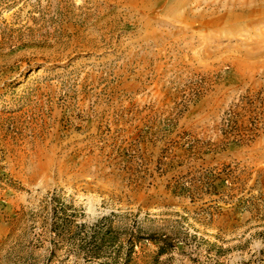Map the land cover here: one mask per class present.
Listing matches in <instances>:
<instances>
[{"label": "rangeland", "instance_id": "rangeland-1", "mask_svg": "<svg viewBox=\"0 0 264 264\" xmlns=\"http://www.w3.org/2000/svg\"><path fill=\"white\" fill-rule=\"evenodd\" d=\"M0 264H264V0H0Z\"/></svg>", "mask_w": 264, "mask_h": 264}, {"label": "trees", "instance_id": "trees-1", "mask_svg": "<svg viewBox=\"0 0 264 264\" xmlns=\"http://www.w3.org/2000/svg\"><path fill=\"white\" fill-rule=\"evenodd\" d=\"M152 239V238H151ZM159 239V238H158ZM158 239H156L155 238V240L154 241H157ZM160 240V239H159ZM164 241H165V239H164ZM160 244V243H159ZM159 247H161L160 245H159ZM160 253H163L164 251L163 250H161V251H159Z\"/></svg>", "mask_w": 264, "mask_h": 264}]
</instances>
